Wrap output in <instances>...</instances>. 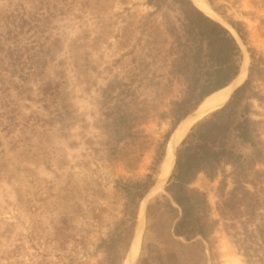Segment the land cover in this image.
<instances>
[{
  "label": "trees",
  "instance_id": "1",
  "mask_svg": "<svg viewBox=\"0 0 264 264\" xmlns=\"http://www.w3.org/2000/svg\"><path fill=\"white\" fill-rule=\"evenodd\" d=\"M208 2L224 15L212 0ZM146 5L150 11L141 17L137 38L132 35L133 23L127 25L124 34L114 37L120 40L124 51L114 65L106 68L112 76H106L104 84H93L101 96V113L94 126L102 130L108 162H125L130 170H135L151 150L153 162L143 177L115 181L116 193L125 196L123 215L96 245L94 252L99 258L93 264H125L137 237L142 203L158 183L174 132L207 97L232 84L241 75L245 61L243 47L234 33L193 0H147ZM11 17H6L9 30L0 27V116L9 120H13L11 91L16 89L19 95L24 94V88L33 91L28 82L35 72L31 62L36 55H27L30 50L17 42L20 32L11 27ZM51 20V15L39 17L45 24ZM227 21L248 45L244 24L231 18ZM25 24L29 22L25 20ZM20 29L22 33L25 28ZM61 35H42L44 44L50 46L41 51L38 73L42 76L45 107L51 111L53 122L64 124L72 115V104L64 87L66 62L58 58L65 49ZM108 44L112 46V40ZM249 52L252 60L247 80L224 106L197 121L178 146L165 193L148 205L138 264H201L202 257L190 250L201 245L202 239L211 237L219 220L211 218L208 194L195 184L201 176L216 181L227 166L233 168L234 187L227 194L221 214L232 227H237L238 221L243 225L246 237L236 240L241 251L250 250L246 242L264 248V171L258 169L264 164V120L253 117L255 100L264 98V63L250 46ZM85 59L82 63L73 62L75 68L87 71L88 58ZM53 67L55 75L50 73ZM10 70L20 73L22 85L19 82L13 86L14 74L9 77L13 82L5 78V72ZM152 122L169 125L159 139L145 128ZM227 187L224 177L220 183L223 194ZM69 192L60 199L61 203L71 200ZM71 221V216L63 214L61 223L54 225L56 237L62 238L67 246L72 243L71 236L78 239L72 232ZM195 239L198 240L193 242ZM78 243L83 242H77L75 250Z\"/></svg>",
  "mask_w": 264,
  "mask_h": 264
},
{
  "label": "rangeland",
  "instance_id": "2",
  "mask_svg": "<svg viewBox=\"0 0 264 264\" xmlns=\"http://www.w3.org/2000/svg\"><path fill=\"white\" fill-rule=\"evenodd\" d=\"M202 1L213 13L211 16L225 24L239 39L245 53L242 70L246 73L234 85L232 97L248 78L252 60L249 46L264 63V0H212L224 15L215 11L208 0ZM146 2L0 0L1 30H9L6 17L12 15L11 27L20 32L17 42L30 50L27 55L36 54L31 62L35 72L28 82V87H32L33 91L24 88V94L19 95L13 89L10 98L13 120L0 116V120H3L0 123V264L96 263L99 258L94 252L96 245L107 237L123 215L125 196L116 193L115 181L123 177L139 179L149 173L153 150L145 154L135 170H130L125 162H108L102 130H96L94 126V120L101 113V96L93 86L94 82L104 84V78L112 76L106 68L114 65L124 51L119 45L120 40L114 38L116 34H124L127 25L133 23L132 35L135 38L139 35L141 17L150 11ZM47 15H51L52 19L48 24L39 21V17ZM228 18L244 24L248 45L239 38L227 21ZM25 20L29 22L28 25ZM20 28H25L24 32L21 33ZM42 35H61L65 44L58 58L66 62L63 69L66 70L67 84L64 87L72 104V115L64 124L53 122L51 111L43 101L42 76L38 71L42 62L41 51L50 44H44ZM74 39L75 46L72 48ZM108 40H112V46H109ZM68 52L70 54L66 56ZM85 58H88V70L76 69L73 62L82 63ZM52 65L58 67L57 63ZM56 67L50 70L52 75H55ZM12 74L15 75L13 86H17L21 81L20 73L6 71L5 78L13 82L9 78ZM9 82L6 84L9 85ZM262 95L264 97V92ZM254 110L256 113L253 117L264 120V98L261 101L255 100ZM145 128L159 139L169 125L166 122H152ZM183 139L178 142L179 145ZM94 148H98V151ZM175 163L176 160L164 179L162 167L158 191L142 203L143 210L137 228V237L141 236V241L137 253L131 251L125 264L139 262L147 227L148 205L165 193ZM258 169L264 171V164L259 165ZM232 174L233 168L227 166L216 181L201 176L195 184V187L207 192L212 207L211 218L219 220V224L209 239H202L201 245L190 251L202 257L201 264H264V248L259 249L246 242L250 245L249 253L241 251L236 240L239 238L242 241L246 237L243 225L238 221L237 227H232L221 214L227 194L234 187ZM223 175H226L224 177L228 182L224 194L220 190ZM249 188L253 190V186ZM67 191H70L72 198L69 202L61 203L60 199ZM63 214L72 217V232L78 236L76 240L71 236L72 243L68 246L62 238L56 237L54 231V225L61 223ZM252 228L250 226V230ZM79 241L83 243H78L75 250ZM184 242L190 243L186 240Z\"/></svg>",
  "mask_w": 264,
  "mask_h": 264
},
{
  "label": "bare ground",
  "instance_id": "3",
  "mask_svg": "<svg viewBox=\"0 0 264 264\" xmlns=\"http://www.w3.org/2000/svg\"><path fill=\"white\" fill-rule=\"evenodd\" d=\"M204 12H206L207 14H209L210 16L213 14L210 12L209 7H206V5L204 4V2L202 0H193ZM244 69L242 70L241 75L232 83L230 84L228 87L221 89L217 92H215L214 94H212L211 96L207 97L204 102L201 104V106L192 114L188 115L182 122L181 124L178 126L174 136L172 137V140L169 143V148H168V153L167 156L164 160L163 163V172L164 175H162V178H166V176L169 175V170L173 167L174 162L176 160V144L178 142H180L183 138L186 137V135L188 134V132L190 131V129L194 126V124L199 121L200 119H202L205 115H207L208 113H210L211 111L224 106V104L227 103V101L230 99L232 92H233V87L236 84V82L239 80L240 77L244 76ZM176 138V142L175 139ZM160 184V183H159ZM159 184H157L154 189L152 190V192L149 194L150 196H153L154 193H156L158 191V187ZM146 200V199H145ZM143 210V209H142ZM141 210V211H142ZM139 237V238H138ZM135 240L136 242V246H135V251L137 253L138 248H139V244L141 241V236H138Z\"/></svg>",
  "mask_w": 264,
  "mask_h": 264
},
{
  "label": "water",
  "instance_id": "4",
  "mask_svg": "<svg viewBox=\"0 0 264 264\" xmlns=\"http://www.w3.org/2000/svg\"><path fill=\"white\" fill-rule=\"evenodd\" d=\"M175 132H176V131H175ZM175 132H174V133H175ZM174 140H175V142H176V138H175ZM178 146H179V144L177 143V144H176V157H177V148H178ZM167 153H168V150H167ZM169 171H171V170H169ZM157 184H158V183H157ZM157 184H156V185H157ZM151 192H152V191H151ZM151 192H150V193H151ZM150 193H149V194H150ZM148 196H149V195H148ZM148 196H147V197H148ZM135 240H137V239H135ZM136 242H137V241H135L134 244H133L132 251H134V249H135Z\"/></svg>",
  "mask_w": 264,
  "mask_h": 264
}]
</instances>
